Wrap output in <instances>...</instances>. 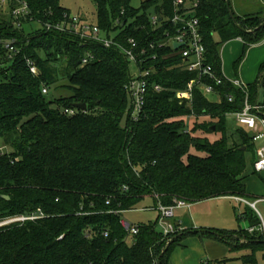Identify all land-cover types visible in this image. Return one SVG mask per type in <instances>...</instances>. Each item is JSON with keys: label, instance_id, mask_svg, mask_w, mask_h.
Masks as SVG:
<instances>
[{"label": "trees", "instance_id": "1", "mask_svg": "<svg viewBox=\"0 0 264 264\" xmlns=\"http://www.w3.org/2000/svg\"><path fill=\"white\" fill-rule=\"evenodd\" d=\"M61 1L28 0L30 14L20 28L0 6V37L17 39L21 49L13 60L3 53L0 69V148L6 150L0 149V219L38 209L46 215L0 229V264H169L172 251L191 234L220 240L232 253L246 252L236 260L258 264L259 255L264 259V238L259 231H248L260 224L249 207L243 213L248 229L184 231L171 241L158 222L139 225V233L130 237L120 226L121 216L112 212L135 210L147 198L155 206L246 199L244 173L254 143L247 129L230 128L228 117L243 110L246 93L249 103L258 102L264 63L259 79L246 91L226 80L216 85L206 79L214 94L197 86L192 101L181 99L177 93L197 75L187 71L186 59L166 35L175 31L168 22L173 0H146L140 8L132 6L133 0H95L94 25L123 47L135 39L137 53L148 51L143 64H133L118 46L105 48L71 32L47 30L46 24L62 23L64 14H71ZM154 15L161 18L157 25ZM194 15L206 63L219 78L224 43L241 38L247 49L264 39L263 8L241 17L231 0H198ZM89 55L93 58L83 65ZM28 61L38 68V76ZM134 69L152 71L138 120L126 89ZM44 88L69 94L52 99ZM258 115L264 118V113Z\"/></svg>", "mask_w": 264, "mask_h": 264}, {"label": "built area", "instance_id": "2", "mask_svg": "<svg viewBox=\"0 0 264 264\" xmlns=\"http://www.w3.org/2000/svg\"><path fill=\"white\" fill-rule=\"evenodd\" d=\"M0 6L7 10L10 9V13L14 19V24L19 28L21 27L20 21L27 19L30 14L28 0H0ZM197 8L198 0H173V15L170 19H168V22L171 23L175 29L173 35L166 34L169 38V44L174 49L176 44L182 45L179 49L175 50L180 51L182 57L186 59L187 71L197 75L196 78L189 82L185 91L177 93V97L192 101L193 91L197 86H201L207 95L214 94V86L208 83L206 79L211 83L215 82L216 85H222L223 81L226 80L243 91H246V86L238 80H229L223 75V78L217 77L212 66L206 63V47L201 34L200 21L194 15ZM64 18L65 20L62 23L46 24V29L71 32L79 35L82 39L98 41L103 44L105 48L118 46L123 51L126 58L133 64H143L147 61L144 57L147 55L148 51L146 49H142L139 53H137L139 43L135 39H128V47L126 48L118 44L113 36H110V38L103 36L98 26L86 23L85 20L79 16L73 14L68 15L65 13ZM160 20L161 18L159 19L157 15H154V25H157V22ZM160 47H162V45ZM153 48L154 46L151 45V49ZM20 51L21 49L19 48L17 39H4L0 37V69L4 65L2 61V58L4 57L3 53L8 56L9 60H13L20 53ZM92 58L93 57L91 55L84 58L83 65L87 64ZM151 59H156V56H152ZM28 64L31 72L38 76L39 70L35 64L31 61H28ZM151 75L152 71L140 69L126 87L130 97L132 98V116L135 120H138L145 106L146 97L150 88L148 79ZM151 86L156 92H159L162 89L158 84H152ZM43 93L48 94L49 90L44 88ZM230 101H232V98H230ZM260 110V107L253 106L249 103L248 94L246 93L243 110L234 114L236 123L249 130L253 143L257 144L256 161L254 163V170L256 173L264 172V118L258 115ZM65 113L74 115L76 111L65 110ZM234 199L238 202L246 204L255 212L257 217L260 219V224L256 228H249L248 231L250 233L259 231L264 238V211L260 208V206L264 207V197L257 198L253 201H248L243 198ZM107 204H109V202ZM179 208H190V203L185 201H176L172 206H164L162 204H158L156 206V209L159 212L158 227L168 241H171L172 237L184 231L180 225L174 223L173 221L175 218V210ZM112 213L121 216L120 226L130 237L136 236L139 233L140 226L130 223L124 217L125 212L113 211ZM44 218H46V215L38 209L36 212L31 214L25 213L0 219V229L16 224H24L30 221L35 222Z\"/></svg>", "mask_w": 264, "mask_h": 264}, {"label": "crops", "instance_id": "3", "mask_svg": "<svg viewBox=\"0 0 264 264\" xmlns=\"http://www.w3.org/2000/svg\"><path fill=\"white\" fill-rule=\"evenodd\" d=\"M234 1L235 4L231 2V5L237 16H241V17L246 16L248 14L258 12L260 8L264 9V0H234ZM82 19L86 20L85 18ZM220 60H221L222 75L229 80H238L242 82L247 89V87L249 85L254 84L261 75L260 70L262 64L264 63V39L260 43L252 45L247 49H245V43L241 38L230 40L221 46ZM134 72L136 74L138 70L134 69ZM251 105L260 107L261 108L260 112H262V114L264 113V88L261 89V94L258 99V102L255 105L254 104ZM231 116L234 117V115ZM236 125L239 126L238 124ZM254 146L257 148V144H254ZM255 161H256V151H255ZM253 169H254V165H253ZM223 198L234 199L238 197H223ZM193 205L195 204H190V208L176 209L175 218L173 220L174 223L180 225L184 229V231L194 232L197 230H212L204 227L203 225L205 224H202L201 222H199V220L197 221V219H195L192 216L191 211ZM246 208L247 209L245 210V212L248 210L247 205ZM158 219H159V212L156 222H158ZM158 229L160 230L159 227ZM233 254L236 253H232L229 247L220 240L211 237H201L196 234H191L185 237V239L180 243V246L172 251L169 257V264H200V263L207 264V262L232 259L229 257ZM204 260L206 261L204 262Z\"/></svg>", "mask_w": 264, "mask_h": 264}, {"label": "rangeland", "instance_id": "4", "mask_svg": "<svg viewBox=\"0 0 264 264\" xmlns=\"http://www.w3.org/2000/svg\"><path fill=\"white\" fill-rule=\"evenodd\" d=\"M146 0H133L132 6L140 8L141 3ZM235 4L234 0H231ZM61 6L70 11L73 15L85 18L88 24H96L97 12L95 0H62ZM33 27L38 28L34 25ZM30 30V28H28ZM104 36V34H102ZM114 37V35H111ZM214 39L219 40L218 35H214ZM69 94L66 90L52 89L49 92V98H57L60 95L67 96ZM211 100L216 101V97H211ZM237 123L233 116L228 117V125L230 128H236ZM1 152H6L5 149L0 148ZM250 150L247 154V163L244 173L245 186L247 192V200L253 201L257 198L264 197V172L255 173L253 165L255 162V150ZM261 210L264 209L260 206ZM244 203L238 202L235 199L217 198L205 202H200L193 205L192 216L199 220L204 227L212 229L217 232L227 233L234 232L240 229H248L250 224L248 220L243 217L246 210ZM124 217L134 225H147L149 223H156L158 212L151 198H147L136 206L135 210L126 212ZM198 228V227H197ZM244 252H237L231 255V264H244L241 260H236L241 257ZM206 260H204L205 262ZM201 264V263H200ZM258 264H264V259L261 255L258 256Z\"/></svg>", "mask_w": 264, "mask_h": 264}, {"label": "water", "instance_id": "5", "mask_svg": "<svg viewBox=\"0 0 264 264\" xmlns=\"http://www.w3.org/2000/svg\"><path fill=\"white\" fill-rule=\"evenodd\" d=\"M227 6H228V10H229V14H230L231 19H232V20L234 21V23L239 27V25H238V23H237V20H236L234 14H233V12H232V10H231V8H230V4H229L228 1H227ZM7 12H10V9H8ZM239 28H240V27H239ZM181 46H182L181 44H176V45H175V49H179ZM74 108L79 109V110H82V111H85V110L87 109V106H86V104H75V105H74ZM213 129H214V127H213ZM243 150H245V148H243ZM5 199H6V200H9V197H5Z\"/></svg>", "mask_w": 264, "mask_h": 264}]
</instances>
